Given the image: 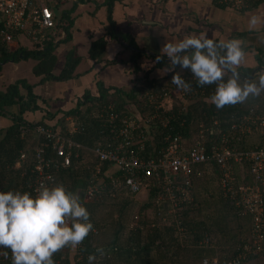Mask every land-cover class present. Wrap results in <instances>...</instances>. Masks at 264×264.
Segmentation results:
<instances>
[{
  "label": "trees",
  "instance_id": "trees-1",
  "mask_svg": "<svg viewBox=\"0 0 264 264\" xmlns=\"http://www.w3.org/2000/svg\"><path fill=\"white\" fill-rule=\"evenodd\" d=\"M59 1L53 7L54 10L59 7ZM85 1L89 0H74L69 9H63L61 12L57 10L59 22L46 30L45 38L36 44V48L4 49L0 54V68L4 61L33 55L38 59L33 71L41 76L42 84L47 81H66L76 77L75 69L81 61V56L77 53L76 48L68 51L64 68L59 73L53 72L57 62L56 38L61 35H64L61 41H68L72 38V27L75 21L72 13L78 2ZM263 1L254 0L252 5ZM108 34L113 38L119 36L113 27L109 28ZM123 39L126 42L129 41L126 35H123ZM130 40V44H127L132 49L129 60L132 61L134 71L143 72V50L138 47L134 39ZM107 45L108 41L105 35L95 39L89 49L90 58L97 63L104 60ZM263 56L264 51L257 55L261 63ZM123 60L122 58L107 59L106 63L114 64ZM168 63L165 56L162 60L157 61L150 70L163 66L170 68ZM251 70V68L243 69L242 78L243 75H249ZM146 76L152 82L159 81L157 77L152 78L148 72H146ZM135 84L133 82L129 88H118L105 87L101 83L98 84V94L86 92L74 106L51 111L47 99L35 92L32 83L25 79L9 83L6 90L0 91V115L5 114L13 117V123L6 128L4 136L0 139L1 191H23L25 188L26 181L22 176L24 168L14 167L20 152L31 146V143H27L30 139H24L21 136L20 127L25 123H42L55 131H64L67 123L66 118L77 116L79 127L72 133V137L76 141L88 146L98 143H109L115 146L124 142L123 136H114L113 125L110 124L107 112L104 110L102 115L97 114L111 101L116 102L119 106L120 116L114 120L118 129L122 125L121 117L123 115L137 119L138 123L140 121V128L144 129V136L138 137V133H135L137 140L127 146V149L128 151L134 149L136 153L146 159L160 156L163 146H166L165 136L168 133L174 135L181 133L185 137L187 145L190 146L194 143V137H197L199 132L204 129L203 136L207 143H210L211 139L214 140L218 137V127L214 124L215 121L221 122L222 130L230 137L231 145L243 149L263 145L264 134L260 130L254 128L253 132L243 136L241 132L233 130L229 123L231 124L236 117L252 107L260 113H264V93L260 97H250L246 103L217 109L210 99L214 94L215 84L206 85L204 95H198L188 100L186 104L181 101L182 99L180 101L175 99L171 110L176 115L168 126H164L160 118L151 123L143 122L146 114L151 112L143 98L144 92L148 89ZM163 85H166L165 80H160L153 90L159 89ZM111 89H115V91L110 92ZM14 105H19L18 113L6 110L7 106ZM38 110L44 113L39 120L31 121L25 115L27 112ZM134 111L135 115L132 113ZM206 127L210 128L206 129ZM141 142L145 143L143 150L139 149ZM80 153L79 157L72 158L70 166L62 168L57 179L69 190L80 193L82 202L91 214L90 219L94 228L81 245L75 248L65 247L56 253L58 260L56 264H89L88 256L90 254L97 256L93 264H201L203 258L215 256L219 258L220 264H228V260L232 258L239 245L241 248L242 245L251 243L253 240V218L251 215H239L231 200L221 195L216 165H199L205 172L203 176L196 175L192 180L193 202H184L172 209L171 201L161 197L163 184L156 175L148 180V185L146 184L138 193H133L124 187L112 189L113 185L108 179L106 171L114 166L107 161L103 162L100 175L101 180L107 181L106 187L100 195L86 199L85 192L91 181L97 159L87 150H81ZM28 157L25 167H30L33 163L31 152ZM238 166L242 168V172H238ZM234 167L236 175L242 183L251 182L248 177L247 163L243 166L235 163ZM116 174L122 175L120 170L119 172L116 170ZM244 174H246V178L242 179ZM120 193L122 196L116 198L120 196ZM139 194H147V200L140 205L142 217L139 218L138 226L129 230L127 229L129 221L126 220V212L130 206L136 203V197ZM149 212H154V216H147ZM181 227L185 231L184 236ZM203 237H208L212 244L206 247L201 246L199 241ZM99 248L104 249V255L101 256L97 253ZM263 255L264 248L259 253H249L240 264H256V260ZM3 264H9V262L6 261Z\"/></svg>",
  "mask_w": 264,
  "mask_h": 264
},
{
  "label": "built area",
  "instance_id": "built-area-1",
  "mask_svg": "<svg viewBox=\"0 0 264 264\" xmlns=\"http://www.w3.org/2000/svg\"><path fill=\"white\" fill-rule=\"evenodd\" d=\"M65 1V0H60ZM222 6L233 7L238 10L246 9L252 5L254 0H215ZM50 3V4H49ZM58 0H0V54L6 50H13L11 44L17 45L18 34L23 32L31 40L39 41L45 38L46 30L56 25V15L53 6ZM177 69L169 71L166 85L160 89L151 88L143 94L152 113H147L143 119L144 123H151L158 118L164 126H168L174 119L175 113L171 110L174 100H181L184 104L198 95H204L205 86H198L190 70ZM175 72H180L183 79L192 85L190 92H184L172 83ZM139 87H144L142 81L136 82ZM135 84V85H136ZM216 88V85H215ZM180 98V99H179ZM98 115L104 110L109 115L110 124L113 125L114 136L121 135L124 142L115 146L107 143H98L88 146L76 141L72 133L77 131V116L66 118L64 131L54 130L42 123L31 122L21 125V136L31 140V146L20 152L15 163L16 168H24L22 176L26 185L21 192H30L33 196L41 183L49 186L59 183L58 174L62 168L71 165L74 156L79 157L81 150L89 151L97 159L95 168L89 182L85 198H94L101 194L107 181L100 179L103 162H110L112 169L106 171L108 179L113 185L112 189L120 187L127 188L133 193H138L148 183V180L156 175L162 181L161 197L167 198L173 207L184 202H193L191 184L194 176H203L205 170L199 165L214 164L218 173L219 190L223 197L231 200L239 215H251L253 218V232L251 243L236 249V252L228 260V264H240L249 253H259L264 248V142L262 146L243 149L230 144V137L222 130L221 122L215 121L217 125L216 139L207 143L203 136L204 129L194 137V143L187 145L185 137L178 133H168L165 136L166 146H163L161 154L157 158H143L134 149L128 151L127 146L144 136V129L140 128V121L128 115L121 117L122 125L117 128L114 120L120 116L119 106L111 101L102 108ZM108 110V111H107ZM105 112V113H106ZM135 115V114H133ZM233 130L247 135L254 128L264 134V113H260L252 107L244 114L239 115L231 124ZM210 127H206L209 129ZM139 130V131H138ZM145 143L141 142L139 149L143 150ZM32 153L33 163L25 167L29 153ZM235 163L243 166L248 164V174L251 182L242 183L235 171ZM28 168V169H27ZM116 170L122 175L116 174ZM213 170V169H212ZM210 171V170H209ZM246 178V174L242 175ZM1 191V185H0ZM182 233H185L181 227ZM199 244L210 246L212 244L208 237H203ZM213 246V245H212ZM8 253L5 258V253ZM55 264L58 263L56 254L53 257ZM8 261L12 264L9 249L0 248V264ZM201 264H220L219 258L205 257Z\"/></svg>",
  "mask_w": 264,
  "mask_h": 264
},
{
  "label": "crops",
  "instance_id": "crops-1",
  "mask_svg": "<svg viewBox=\"0 0 264 264\" xmlns=\"http://www.w3.org/2000/svg\"><path fill=\"white\" fill-rule=\"evenodd\" d=\"M57 10L61 12V9L57 7L54 10L56 20L59 22ZM72 14L75 20L72 27V38L68 41H61L64 35L56 38L57 62L53 72L59 73L64 68L68 51L76 48L77 53L81 56V61L75 69L77 76L66 81L53 80L42 84L39 82L41 76L33 71L36 80L28 81L34 85V90L36 86H41L42 91L44 88H49L51 92L47 96L45 93L41 94L36 90L35 92L47 99L50 110H52L53 103L57 108H69L74 106L86 92L98 94V84L101 83L105 87L129 88L133 82L142 81L148 90L156 87V83L160 80H165L166 83V79L169 78V74L167 75L169 67L150 69L156 64L157 56L163 55L161 49L167 41L178 43L192 34L203 33L217 41L241 40L246 52V60L241 67V73L245 68L254 69L263 64L264 56L261 63L257 55L264 51V1L238 10L219 5L215 0H89L78 2ZM252 16L260 17L262 22L255 30L250 31L249 21ZM111 27L118 32V38H113L108 34ZM104 35L108 41V47L105 59L97 63L90 58L89 49L95 39ZM123 35L128 36L129 41L134 39L138 47L143 50V72L134 71L132 61L129 60L132 49H130V45H127L130 44L129 41L126 42L123 39ZM41 41L43 39L36 42L40 43ZM19 44L21 45L17 48L24 45V43ZM114 58L124 60L114 64L106 63L107 59ZM4 64L5 61L2 66ZM14 68L18 69L19 64L14 65ZM146 72L152 78L157 77L159 81L152 82L147 78ZM261 74H264V70L258 73L255 78L258 79ZM19 79L24 78L11 77L9 81L0 69V91L6 90L9 82L12 83ZM114 91L115 89L110 90V92ZM6 110L18 113L19 105L7 106ZM132 113L134 114L135 111ZM43 114L41 110H38L27 112L25 115L29 120L36 121L43 117ZM12 123L11 115H0V139L4 136L6 128ZM27 143L32 142L29 140Z\"/></svg>",
  "mask_w": 264,
  "mask_h": 264
},
{
  "label": "clouds",
  "instance_id": "clouds-1",
  "mask_svg": "<svg viewBox=\"0 0 264 264\" xmlns=\"http://www.w3.org/2000/svg\"><path fill=\"white\" fill-rule=\"evenodd\" d=\"M252 16L249 30L261 23ZM162 56L169 58V71L177 67L190 70L199 86L216 85L211 102L217 109L243 104L250 97L264 93V74L256 78L243 77L241 67L246 60L244 43L239 39L219 40L201 33L192 34L178 43L166 42ZM175 72L172 83L184 92L192 85ZM90 212L78 191H71L63 183L51 186L41 183L37 194L0 191V248L9 249L12 264H55L54 255L65 247L81 245L94 228ZM104 255V249H97ZM5 258L8 253L6 252ZM96 254L88 256L89 264Z\"/></svg>",
  "mask_w": 264,
  "mask_h": 264
},
{
  "label": "rangeland",
  "instance_id": "rangeland-1",
  "mask_svg": "<svg viewBox=\"0 0 264 264\" xmlns=\"http://www.w3.org/2000/svg\"><path fill=\"white\" fill-rule=\"evenodd\" d=\"M73 2H74V0L61 1L59 4V8L61 10H62V8L63 9H69L73 5ZM18 37L19 38L16 39V42L24 43V45H22L23 47H25V46H26L25 48L37 47L36 44L38 42L31 40V38L28 35H26L25 33H23V32L19 33ZM32 41H33V43H32ZM19 45H21V44H17V45H15V43L11 44L12 49H16ZM10 60H14V61L11 62ZM10 60L6 61L4 66L1 65L2 68H0L2 70V72L8 77L9 81H10L11 77H23L25 80L27 78V81H30V79L32 81L36 80V78L34 77V74H33V67H35V65L37 64V60H38L36 57H34L33 55L30 57H27V58L20 56L17 59L12 58ZM15 63L19 64V68L16 70L14 68V65H16ZM246 69L247 68H245L244 70H246ZM252 71H253V69L249 73L251 74ZM249 75H247V76H249ZM40 88H41V86H36L35 90L41 94L45 93L46 96L49 95L51 92L49 90V88L48 89L44 88L43 91ZM52 105L53 106H52L51 111H56L58 108L56 107V105L54 103ZM240 171L242 172V168H240L238 166V172H240ZM121 196H122V194L120 193V196H117L116 198H120ZM136 198H137L136 203H134L132 206H130L126 212L127 213L126 220L128 219V221H129L127 229H129V230L131 228H136L138 226L139 218L142 217V213H140V207H141L140 205H142V203L147 200V194H139ZM130 212H131V214H130ZM137 213H138V215H137ZM147 216L153 217L154 212L153 213L149 212V214ZM182 235L184 236L183 233H182ZM218 247H220V246L218 245ZM256 264H264V255L256 260Z\"/></svg>",
  "mask_w": 264,
  "mask_h": 264
},
{
  "label": "water",
  "instance_id": "water-1",
  "mask_svg": "<svg viewBox=\"0 0 264 264\" xmlns=\"http://www.w3.org/2000/svg\"><path fill=\"white\" fill-rule=\"evenodd\" d=\"M166 60L169 62V58H166ZM262 70H264V57H263V64L259 67L254 68L253 71L251 72V74L249 76H245V77L254 78Z\"/></svg>",
  "mask_w": 264,
  "mask_h": 264
},
{
  "label": "flooded vegetation",
  "instance_id": "flooded-vegetation-1",
  "mask_svg": "<svg viewBox=\"0 0 264 264\" xmlns=\"http://www.w3.org/2000/svg\"><path fill=\"white\" fill-rule=\"evenodd\" d=\"M243 76L245 77V75H243ZM255 77H257V75H256ZM255 77H254V78H255Z\"/></svg>",
  "mask_w": 264,
  "mask_h": 264
}]
</instances>
